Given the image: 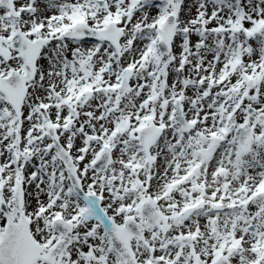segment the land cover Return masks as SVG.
<instances>
[{
    "label": "snow or ice",
    "instance_id": "1",
    "mask_svg": "<svg viewBox=\"0 0 264 264\" xmlns=\"http://www.w3.org/2000/svg\"><path fill=\"white\" fill-rule=\"evenodd\" d=\"M0 264H264V0H0Z\"/></svg>",
    "mask_w": 264,
    "mask_h": 264
}]
</instances>
